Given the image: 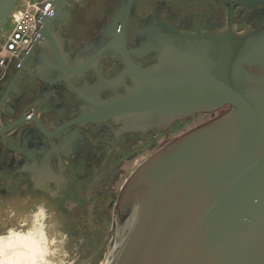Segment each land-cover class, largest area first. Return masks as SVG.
<instances>
[{"label":"flooded vegetation","instance_id":"obj_1","mask_svg":"<svg viewBox=\"0 0 264 264\" xmlns=\"http://www.w3.org/2000/svg\"><path fill=\"white\" fill-rule=\"evenodd\" d=\"M51 3L37 38L0 69V264H51L69 237L112 250L131 178L206 114L148 127L136 93L161 47L243 33L264 15V0Z\"/></svg>","mask_w":264,"mask_h":264},{"label":"water","instance_id":"obj_2","mask_svg":"<svg viewBox=\"0 0 264 264\" xmlns=\"http://www.w3.org/2000/svg\"><path fill=\"white\" fill-rule=\"evenodd\" d=\"M19 1L0 0V35ZM183 39L161 47L136 102L148 127L206 114L131 178L113 249L95 239L67 264H264V15Z\"/></svg>","mask_w":264,"mask_h":264},{"label":"built area","instance_id":"obj_3","mask_svg":"<svg viewBox=\"0 0 264 264\" xmlns=\"http://www.w3.org/2000/svg\"><path fill=\"white\" fill-rule=\"evenodd\" d=\"M15 9L11 12L9 19ZM51 9V0H36L33 2L23 0L22 8L16 12L15 17L12 19V29L8 32L3 30L0 35V69L13 55L37 38L42 18L48 15Z\"/></svg>","mask_w":264,"mask_h":264},{"label":"rangeland","instance_id":"obj_4","mask_svg":"<svg viewBox=\"0 0 264 264\" xmlns=\"http://www.w3.org/2000/svg\"><path fill=\"white\" fill-rule=\"evenodd\" d=\"M29 1H36V0H29ZM23 6V0H20V3L18 5V7L15 9V11L13 12V14L11 15L10 19L7 21V23L4 26V31L8 32L12 29L13 23H12V19L15 17L16 12L19 11ZM54 236V235H53ZM53 240H56V237H53ZM58 239H61L59 237H57ZM95 239L92 238H73V237H69L68 241L66 239H63V241H67L68 242V249L63 250V246H64V242H57L53 244L54 250H52V254H51V264H67V263H71L74 258L76 256H78L89 244H91ZM59 249V250H55V249ZM32 251V250H30ZM35 252V251H32ZM44 252V251H43ZM44 264H50L48 262V258L45 260Z\"/></svg>","mask_w":264,"mask_h":264},{"label":"trees","instance_id":"obj_5","mask_svg":"<svg viewBox=\"0 0 264 264\" xmlns=\"http://www.w3.org/2000/svg\"><path fill=\"white\" fill-rule=\"evenodd\" d=\"M209 115L211 114V115H213L214 113H208ZM210 118H211V116H210ZM210 120H212V119H209V120H207L206 122H204V123H207L208 121H210Z\"/></svg>","mask_w":264,"mask_h":264}]
</instances>
